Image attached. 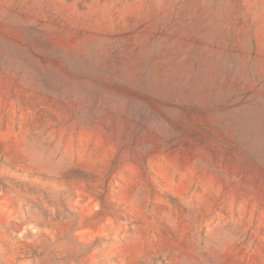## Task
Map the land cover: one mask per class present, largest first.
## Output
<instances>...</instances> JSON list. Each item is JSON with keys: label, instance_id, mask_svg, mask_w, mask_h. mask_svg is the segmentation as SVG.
<instances>
[{"label": "rangeland", "instance_id": "1", "mask_svg": "<svg viewBox=\"0 0 264 264\" xmlns=\"http://www.w3.org/2000/svg\"><path fill=\"white\" fill-rule=\"evenodd\" d=\"M0 264H264V0H0Z\"/></svg>", "mask_w": 264, "mask_h": 264}]
</instances>
